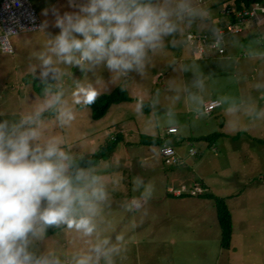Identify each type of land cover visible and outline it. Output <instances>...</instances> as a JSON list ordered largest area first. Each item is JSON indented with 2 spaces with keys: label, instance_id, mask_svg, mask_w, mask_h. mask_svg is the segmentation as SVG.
I'll return each instance as SVG.
<instances>
[{
  "label": "rangeland",
  "instance_id": "rangeland-1",
  "mask_svg": "<svg viewBox=\"0 0 264 264\" xmlns=\"http://www.w3.org/2000/svg\"><path fill=\"white\" fill-rule=\"evenodd\" d=\"M231 1L193 0L199 14L182 25L179 33L165 38V48L151 57L142 76L130 73L123 81H113L105 73L95 85L96 98L122 87L132 102L112 105L97 121L92 119L89 105H72L71 123L63 129L53 126L74 156L82 159L116 135L123 136L113 154L96 166L106 177L110 192L102 214L104 235L118 233L124 238L116 264H264V144L251 138L264 140V33L261 38L247 37L244 32L234 36L236 52L227 55L226 48L225 58L218 59L210 54L195 56L186 41L189 33L210 32L216 17L227 11ZM29 2L41 25L47 22L44 31L49 35L59 30L53 27L51 13L43 15V10H73L68 0ZM261 24L264 21L248 23L245 28ZM39 31L11 37L12 53L0 51V114L27 110L41 96L43 85L31 72L36 63L31 53L44 40V33ZM240 37L246 39L244 45L238 42ZM169 39L175 41L174 46L168 44ZM83 79L85 74L73 68L64 78V86L70 90L71 80ZM35 86L42 88L38 91ZM214 99L223 107L206 114L205 104ZM68 100L71 103L70 96ZM146 102L149 109L145 113L142 103ZM254 121H262L257 124L261 123L258 132L252 128ZM170 127L178 133L167 135ZM215 133L221 137L214 144L199 140ZM142 135L165 140L179 164H166L159 147L139 144ZM169 174L183 176L186 181L201 180L210 187L211 195L225 199L233 227L229 250L219 247L218 225L211 218L215 215L212 201L205 202L206 209L202 210L210 215L205 223L178 218L186 224L184 233L173 227L177 218H171L175 208L168 201H146L137 212L127 209L126 196L139 199L163 193ZM146 190L150 194L142 195ZM136 222L138 229H134ZM165 229L169 234L162 231ZM176 234L179 236L172 241L170 236ZM45 243L67 254L81 241L70 231L49 228Z\"/></svg>",
  "mask_w": 264,
  "mask_h": 264
},
{
  "label": "clouds",
  "instance_id": "clouds-1",
  "mask_svg": "<svg viewBox=\"0 0 264 264\" xmlns=\"http://www.w3.org/2000/svg\"><path fill=\"white\" fill-rule=\"evenodd\" d=\"M68 5L72 11L53 7L42 13H51L59 31L47 34L43 22L42 46L31 53L33 78L43 85L40 98L27 110L0 114V264H116L124 238L104 235L101 227L108 181L96 166H81L82 157L74 156L53 126L71 123L72 105L94 102L95 85L105 73L113 81L130 73L142 76L151 57L165 48V38L199 14L193 0H68ZM11 36V30L0 31V51ZM73 68L85 79L71 80L69 90L64 78ZM49 228L70 231L80 245L65 254L45 243Z\"/></svg>",
  "mask_w": 264,
  "mask_h": 264
},
{
  "label": "built area",
  "instance_id": "built-area-1",
  "mask_svg": "<svg viewBox=\"0 0 264 264\" xmlns=\"http://www.w3.org/2000/svg\"><path fill=\"white\" fill-rule=\"evenodd\" d=\"M262 21H264V0L241 10L230 6L227 11L222 12V18L219 19L212 32L202 34L189 33L186 35V41L193 49L195 56L201 58L210 54L213 58H216L226 53L229 41L234 36L241 34L246 24L260 23ZM0 27L3 32L11 30L15 35H18L19 33L40 30L41 23L29 0H2L0 3ZM11 37L8 38L4 50L1 51L2 53H12L9 44ZM218 107H220V102L211 100L205 104L204 111L206 114H210ZM176 133V128L167 130L169 135ZM160 154L166 164H179L172 147L164 145L160 149ZM169 192L174 196L187 195L190 197L204 194V190L199 186L187 187L185 185H181L177 189L170 188Z\"/></svg>",
  "mask_w": 264,
  "mask_h": 264
},
{
  "label": "trees",
  "instance_id": "trees-1",
  "mask_svg": "<svg viewBox=\"0 0 264 264\" xmlns=\"http://www.w3.org/2000/svg\"><path fill=\"white\" fill-rule=\"evenodd\" d=\"M260 1L261 0H232L230 6L235 7L237 10H241L244 8H249L253 4ZM42 87L35 86V88L39 89L38 91H40ZM130 102H132V98L129 96L127 91L122 87L116 88L114 91H112L109 94L100 95L99 97L95 98L92 104L89 105L91 109L92 119L94 121H97L103 118L112 105H117L121 103H130ZM148 109H149V103L147 102L142 103V111L146 113L148 112ZM220 137H221L220 133H215V134H211L210 136H202L199 138V140L213 144L215 140L219 139ZM122 139L123 136L121 134L116 135L113 139H110L103 146H101L95 153L91 154L86 158L78 160V163H80L81 166H85L87 164L97 166L102 160L106 159L107 157L113 154L117 145L122 141ZM255 141L264 144V140L256 139ZM139 144L143 146H157L160 149L164 145H167L166 141L161 138L148 137L144 135L141 136L139 140ZM185 196L187 195H182L179 197H185ZM200 196L203 198H208L209 200L212 201L215 208L219 230H220L219 246L223 250H229L231 247L233 227H232L231 213L225 203V199L206 193Z\"/></svg>",
  "mask_w": 264,
  "mask_h": 264
},
{
  "label": "crops",
  "instance_id": "crops-1",
  "mask_svg": "<svg viewBox=\"0 0 264 264\" xmlns=\"http://www.w3.org/2000/svg\"><path fill=\"white\" fill-rule=\"evenodd\" d=\"M1 3V1H0ZM222 13V12H221ZM221 13L219 14L218 17H216V19L214 20L213 22V25H212V29H210V32L213 31V28L214 26L217 25L220 17H221ZM246 27V26H245ZM247 28V27H246ZM246 28L243 29L242 33H241V36L242 34L244 35V33L246 34L247 37H250V38H255L257 36H262V34L264 33V24H261V25H256L254 27H251L249 29L246 30ZM0 30L2 31V29L0 28ZM251 30L253 32H251ZM250 31V32H249ZM244 32V33H243ZM262 33V34H261ZM261 34V35H260ZM240 35V34H239ZM238 35V36H239ZM239 43L241 44H245L246 43V39L244 37H240L239 40H238ZM237 42V43H238ZM227 48V55L230 53H233V52H236V47H235V44H234V39L232 38L228 45ZM264 48V47H263ZM225 55V54H224ZM220 56L218 58H225V56ZM261 55V54H260ZM216 58V59H218ZM214 100H218V99H214ZM219 101V100H218ZM220 102V101H219ZM221 107H223V104L221 105ZM228 108H226L227 110ZM229 109H232V107H229ZM241 117V116H240ZM254 125L252 126L253 130L257 131L259 130V125H261V123L259 125H257L259 122H262V121H254ZM224 124V123H223ZM170 128H173V127H170ZM223 128V127H222ZM177 133H178V129H177ZM176 133V134H177ZM253 139H259V137L257 136H254V137H251ZM260 140V139H259ZM256 143V142H255ZM214 144V143H213ZM168 145V144H167ZM178 174V173H177ZM182 175V174H181ZM166 178V183L164 184L163 186V193H160L159 195H154V196H150V197H139V199L137 198H132V196H126V198H124V201H128V205L130 204L131 205V211H134V212H137L139 210V208H142L144 207L145 205V202L146 201H151V202H161V201H168L169 203H171L174 208H175V211L174 213L171 214V218H177V221H175V225L173 226L175 229H180V231L182 233H184L186 230L185 227H186V224H184V222H180L178 221V218H181V217H187V218H192L196 221V223H198V225L202 224V223H205L206 220L210 217L209 213H205V211L203 212L202 210H205V202L209 201L211 202V200H209L208 198H203L201 196H197V197H190V196H185V197H179V196H174L173 194H171L169 192V189L170 188H174V189H177L179 186L181 185H185L187 187H193V186H199L201 189L204 190V193L206 194H210V187L205 184L203 181L201 180H193V179H188L189 181H186L185 180V177L183 176H178V175H171L169 174L167 177L165 176ZM141 179V178H140ZM187 179V178H186ZM136 200H139V203L136 202ZM212 203V202H211ZM174 204V205H173ZM138 205V206H137ZM206 206H208V204H206ZM184 208V210H182ZM193 208H197V210L193 211V212H190L189 209H193ZM128 209V208H127ZM187 210V212H186ZM213 210H214V214H211V218L213 219V222L216 221L215 223H217L218 225V221H217V216H216V212H215V208L213 206ZM167 219V218H166ZM182 220V219H180ZM137 223V222H136ZM214 224V223H213ZM140 226V224H135V228L134 229H138V227ZM170 225H168L167 227L169 228ZM185 226V227H184ZM195 226V224H194ZM190 228H192L193 226H189ZM218 229H219V225H218ZM134 231V230H133ZM162 231H166L165 230H162ZM161 231V232H162ZM164 234V233H163ZM165 234H169V231H166ZM144 236V235H143ZM179 235L176 234V235H172L170 236L171 240H175V238H177ZM233 236V235H232ZM216 237L218 238V242L220 240V230L217 232V235ZM220 247V246H219Z\"/></svg>",
  "mask_w": 264,
  "mask_h": 264
}]
</instances>
